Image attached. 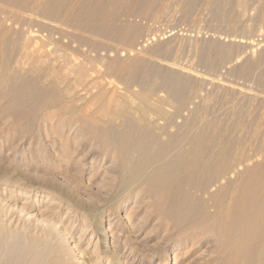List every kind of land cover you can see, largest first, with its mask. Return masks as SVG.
Listing matches in <instances>:
<instances>
[{
	"label": "rangeland",
	"instance_id": "1",
	"mask_svg": "<svg viewBox=\"0 0 264 264\" xmlns=\"http://www.w3.org/2000/svg\"><path fill=\"white\" fill-rule=\"evenodd\" d=\"M36 1L37 0H31L32 3L27 10L9 8L3 2H0V19L2 18L4 20L5 18L3 23L4 26L0 28V38L8 39V37L13 33V35L18 37L19 40L23 41L24 36H26L30 32H33L32 34L35 36L36 45L47 46L51 49V53L57 50V56H61V59L58 60L60 61L59 63L62 62L61 64H63V61H67L68 59H70L68 61H71L77 57V59H79L78 62L80 63L83 60L92 61L91 63L87 64V67H89L88 69H91V71L89 70L90 72L88 71V74H91L93 77H95V84L99 85L101 83L100 85H102L103 83L104 86L102 85V89L105 90L108 88L106 84L108 82H111L117 87L118 91L120 89L122 94L124 92L126 93V90H128L126 95L127 97L131 98L132 101H134L133 98L135 99V97L133 96L134 93L141 92L143 90V86L139 82L137 83L136 79L131 82L132 84L129 83L122 86L123 82L120 80V78L116 77L118 75L115 76L116 72L114 69L112 72V68L110 67V65L116 66L118 65L119 61L120 63H123L128 62L130 59H140L141 57V59L144 58L146 62L150 61L152 67H160V65H162V67L166 66L167 70L168 68H170L171 72H173L172 70H175L176 68H178L176 69L178 71L175 70L174 72H188L193 76L189 75V77L187 76L185 78L186 75L184 76L183 73L180 72L186 79L185 80L183 78L186 84L188 83L187 85L185 84V93L183 92L182 99L184 102L182 106L171 104V100H168L167 97L168 93L167 95H165L167 90L164 91L165 88L161 89L162 86H160V88L158 87L156 90L157 93L151 96V101L153 102V99L155 101L157 98L164 99L166 97V99H164L165 109L173 111L172 106H177L180 108V110L183 109L182 113H184L185 117H187V115L189 114L188 109L190 111L193 110V113L195 111L198 112V115H200L201 117L202 114H204L202 120H206V122L210 121L212 128L216 129L215 132L219 135L218 140L221 142L219 143V141L217 140L219 143H217V146L221 147L223 150L225 149V151L228 149L229 153H227V155L229 156H225L224 160L219 154L216 155L218 147L216 146V142L214 141L212 142V144L210 143L211 145L209 144L210 151L209 148L208 151L211 153L207 151V154H211L209 155L210 157H212L213 154L214 158H212L215 166L219 164V161L221 163V160H223L224 166L225 162L227 161H229L227 162L229 163V165L226 163L227 165L225 169H227V174L225 172V176H223L225 180H221L219 185L213 188L210 187L208 188V190L210 189L209 191L211 193H219L220 197L222 194L221 198H223L224 200L222 199L221 203L224 206H232V204L235 203L234 201L238 199L237 196L241 195L239 194V192L242 193V190L245 188L247 189L243 190V192L247 191V194L250 196H256L255 193L259 191L260 194L264 195V0H65L63 5H69V7L73 5L74 9L78 8V16L70 19L68 23H64L62 25H58L57 22H48L41 19L39 17L40 15L38 11L35 10ZM97 2L103 6L104 12L108 13L107 19L104 22V26L107 24L105 26L107 28V35L104 36L95 33H82V26H84L85 22L87 21L86 14L91 6H93ZM139 10L140 12H138ZM136 14H138L139 16ZM120 17H122L123 19H120ZM128 17H130L132 21L130 20V18L128 19ZM117 18L119 19L117 20ZM2 19L0 21H3ZM122 25H128L131 26V28L132 26L133 28L135 27L134 31L137 32V41L136 44H133L134 46H124L118 41L117 36H120L119 31ZM118 27L119 30H117ZM137 28L141 31H139ZM4 31H6L7 34H4ZM108 33L118 34L117 36L116 34L112 35V38L111 36H108ZM88 42L92 43L90 44ZM59 49L61 51H59ZM47 50L46 48L42 49V51ZM148 50L150 52V55ZM13 58L20 69L19 71H17V73L25 78L29 77L33 80H36V82L40 86L42 85L41 88L46 86L49 79L47 81L43 73L37 74L36 78L30 76L28 72L30 59L23 57L20 52L14 53ZM199 58L202 60V62L201 60H199ZM206 61H208L207 64ZM99 64L101 67L99 66ZM170 66L174 68H171ZM99 67L101 69H99ZM7 72L4 67H0L1 82L2 80H4ZM71 78L72 77L68 78V80L66 79V81L60 86L62 95L60 94L61 97H59L57 107L49 108L43 111L41 110V113L39 112V114L34 117V119H36L32 120L31 123L29 122V119L30 116L34 114L33 112H35L36 110L38 99H35L37 95L35 96V94H33L34 92H31L29 89V91L27 90L26 87H28V83L27 86L25 85L26 87L23 85L20 86L13 84L15 85V87L11 86V89H7V87H5L6 89L3 87L0 88V111L2 112H0V193H2L3 195L0 196V207L3 208L2 219L5 223H7V221L9 223L11 217V219L13 218L11 221L15 222L19 227L21 225H24L25 220H23V218L19 215L8 213V209L4 204V202L8 201L9 197L11 196L18 198L21 201L24 200L25 194L18 193L16 190H14V187L17 185H22L28 188V190L38 192V194L42 196L47 193L55 192L68 194L70 198H78V207L81 210L90 207V201L87 200L88 205L86 204L87 201H85L86 199H88L86 192L90 190L92 193L98 191V195L102 192L100 196L101 199H99V202L93 205L92 211L96 210L97 208L108 211L111 206V202L115 201L117 196H119V194L116 193L115 189H113L115 192H113L112 189L109 191L108 189H102V187H104V185L102 186V183L108 178V176L106 175V177L102 176L104 174V168L111 162L113 156L111 154V150L105 152L103 151L102 145L99 144L102 135L99 134L98 131L100 130L102 125L99 123L95 124L92 121V118L94 117V114L96 112L94 111L96 110V106H93V100L95 97L94 95L98 94L99 92L97 91H99L101 88L99 87L98 89V86L96 88V85L94 86L95 88L90 87L89 89L88 85L81 86L78 84L76 86L73 83V79L71 80ZM65 84H68L69 86ZM117 84H119L120 86ZM1 86L2 85H0V87ZM83 88L84 90H86V92L83 91ZM203 88L206 90H204ZM94 89H96V91ZM158 89H160L161 91ZM12 90L16 92L19 91L20 95H22L23 93L24 94L23 96L14 95V91ZM79 91L81 93H78ZM30 92L32 93V95ZM37 94H39L38 91ZM22 97L24 98L23 100H21ZM19 99L21 101H19ZM27 100L29 103H26ZM33 100L36 106L34 105ZM22 103H24L25 105ZM7 105L10 107H8ZM79 106L80 108H78ZM91 106H93V108L95 109H92ZM90 107L91 110L89 109ZM200 112L203 113L201 114ZM45 114L50 115V119H47V117L44 116ZM83 118L88 119L86 120ZM175 119L176 120L174 121H176L175 123L178 126L180 122H182V119L180 117ZM178 119H180V121ZM217 121L219 124L216 123ZM87 124H89V126ZM171 126L172 125L170 124L167 128L169 131L171 130L170 134L175 132L174 129H177V127L174 128L173 126ZM91 129H93V133L91 132ZM167 129L166 132H158L161 134L159 135L161 136V140H166V136L168 133ZM239 129L241 132L239 131ZM104 153H106L105 160L103 161V164L105 166L104 168L99 169L100 164H98V160L103 157ZM243 160L245 161V163ZM233 163L235 166L233 165ZM10 164L12 165V167L10 166ZM201 164L203 166L199 164L200 168L197 166L200 170L195 167V169L193 170H196L197 172H194L192 170L191 174L194 172L192 175L190 173L186 175L188 179L186 177L181 179V184L179 183V187L185 190V196H192L193 199H189L193 201H203V203L206 202L205 204L207 205L208 212L207 215L212 216V214L215 213V210L213 209V207H215L213 205L215 204L214 202H210L208 200V194L203 193L202 189L200 190L201 183L204 184L205 182H203L201 179H206L205 177L207 176L201 174H205L203 169L205 170V168L207 167V163L205 164L204 161ZM205 165L206 167H204ZM248 165L251 169L248 168ZM252 168H254V170ZM229 170L232 171L230 172ZM109 173L110 175H114V171H111V169ZM198 173H200L201 175H199ZM94 174L95 176L97 174V177L99 175V178H97V180L93 183L89 182V178L92 179L91 176H94ZM197 175H199V177ZM254 175L256 177H254ZM261 175L263 177H260ZM258 178L261 179L258 180ZM101 179L103 182L99 181ZM184 179L188 181L186 182ZM46 180L50 182H47ZM256 183H258V185ZM191 184L195 186H192ZM220 185H223L224 187H220ZM192 187L194 188V190H192ZM100 188L102 189L101 192ZM189 189L192 191H190ZM226 189L227 192L229 191L227 194ZM23 192L25 193V190H23ZM259 193L257 195L258 198L259 196L262 197V195H260ZM227 197L229 199H227ZM194 198L197 199L194 200ZM148 209L149 208H147L146 206H140L138 210H135L134 208L135 211H139L137 212V220L139 221L136 222H139L137 224L142 225L136 226L138 228L133 230V233L130 235V238H132L130 240L131 243H133V246L136 247L138 251L146 252L144 260L140 264H162V261L158 260V257L161 258V256H164L166 257V259H168L165 264H173V254L178 255V258L176 259L177 261L175 260V264H217L215 261L217 257L215 249L217 247V240L219 239L216 238H220L221 236L216 237L215 231H217L218 228H221L223 230V228L226 227L224 226V224H222L221 220H219L220 222L214 221L210 216L208 217L206 215L207 220L206 218L202 219L203 225L201 220V222L199 221L197 225V227L201 225L200 227L203 229L202 233H200L196 238L194 236V239L193 237H187L189 232H185L180 235L178 228H176L173 223L169 222L166 219L156 218L158 216L154 212H152V210L149 211ZM147 210L150 213L147 212ZM83 211L86 212V210ZM83 211L81 212L83 213ZM5 217L7 221H5ZM213 219H216L215 216ZM156 221H158V223ZM208 221L213 224L210 225V222ZM215 222H217L216 224H222L223 227L221 225H218V227H216L217 225L215 224ZM93 223L94 224H92V227L94 228V230L96 229L95 231H97V233L100 235L98 253L102 251L108 254L111 253L110 255L113 257L116 264H130V262L132 261V255H130V257H128L127 259L130 250L119 249L120 242L117 241L122 240L123 242V238L121 237V235L119 236V234L117 233L116 236H112L111 233H108L106 237L104 234H102V228L105 226L107 227L108 224H102L101 226H99V228L96 227V224L99 223V214L96 216ZM172 226L175 228H173ZM221 229L218 231H222ZM210 231H212L213 233ZM113 233L114 231L112 232V234ZM171 236L174 237L172 238ZM184 237L187 240H185V244L180 245L178 248L174 247L175 244H177V240ZM152 252H156L158 257L151 259L150 254ZM224 256L225 257L222 256V258H224V261L226 262L228 256H226L225 254ZM246 256L247 257L240 260L238 253L234 254L228 259L232 263L227 260V262L224 264H234V261L237 260L243 262L241 264H256V257H254V254L252 256L250 253ZM252 257H254L253 259L255 261L252 259ZM213 258L215 260H213ZM150 260L151 263H149ZM243 260L246 262H244ZM240 261L237 262L239 263ZM4 263L14 264L12 260H6L2 256V258L0 259V264ZM100 264H103V262H101Z\"/></svg>",
	"mask_w": 264,
	"mask_h": 264
},
{
	"label": "bare ground",
	"instance_id": "2",
	"mask_svg": "<svg viewBox=\"0 0 264 264\" xmlns=\"http://www.w3.org/2000/svg\"><path fill=\"white\" fill-rule=\"evenodd\" d=\"M64 1L65 0H37L35 10L38 11V13L40 15L39 17L41 19L48 21V22H57L58 25H62L64 23H68L70 21V19L78 16V13H77L78 8L74 9L73 5H71L70 7H69V5L65 6V5H63ZM0 2L1 3L3 2L9 8L18 9V10H27L30 7V4L32 3L31 0H0ZM122 2H124V1H122ZM216 7H217V5H216ZM141 8H142V6H141ZM160 8H161V6H160ZM79 10H81V9H79ZM79 12H81V11H79ZM138 12H140V10ZM142 12H143V10H142ZM86 15H87V21L85 22L84 26H82V31H83L82 33H85V34L86 33L87 34H94L95 33V34L103 35V36L107 35V28L105 27L107 24L104 26V24H105L104 22L107 19L108 13L104 12L103 6L100 3L97 2L96 4L91 6V8L89 9V11L87 12ZM136 15H138V14H136ZM121 18L122 17H120V19ZM129 18L130 17H128V19ZM118 19L119 18H117V20ZM4 20H5V18H4ZM4 20L0 21V23H1L0 28L2 26H4L3 25ZM130 20H131V18H130ZM131 21H130V23H131ZM122 22H123V20H122ZM132 28H133V26H132ZM132 28H131V26H128V25H126V26L122 25V27L120 28V31H119L120 33L117 31L120 34V36L119 35L117 36L118 33L117 34L115 33L118 41L120 43H122L124 46L125 45L126 46H132L134 43L136 44L137 32L134 31L135 27L133 29ZM115 29H117V28H115ZM62 30H64V29H62ZM117 30H119V27ZM139 31H141V30H139ZM5 33H6V31H4V34ZM32 33L30 32L26 36H24L23 41L19 40L18 37L13 35V33L8 37V39L0 38V67H4V69H6V72L8 71L6 73L4 80H2V82L0 80V85H2L0 88L7 87V89L8 88L11 89V86H14V87H15V85H20V86L26 85L27 86V83H28V87H30V88H28L26 86L25 87L27 88V90L29 89L31 92H34L33 94H35V96L37 95V97H35V99L36 98L38 99L36 110H35V112H33L34 114L32 116H30V119L26 118V119H29V122L31 123L32 120L36 119V118L34 119V117L37 116V114H39V112L41 110L43 111V110H46L49 108L57 107L58 100H59V97H61L60 94L62 92L60 86L66 81V79L68 80V78L72 77L71 80L73 79V83L76 86L78 84L81 86L82 85H84V86L88 85V89L90 87L95 88L94 87L95 85H96V88L98 86V89L100 87L101 89L99 91H97L99 93L98 94L94 93L96 95H94L95 97L93 100L94 101L93 106L94 105L96 106V110H94L96 112L94 114V117L92 118V121L95 124L99 123L102 125L100 130L98 131V133L102 135L100 138V143L99 142L98 143L100 145H102L103 151L108 152L109 150H111V154L113 156V159L110 162L111 164L109 163L107 166H105L103 164V161L105 160V157H106V153H104L103 157L98 160V164H100L99 169L104 168V166H105L104 174L102 176H104V177L108 176V178L104 182L102 181V179L99 181L103 182L102 186L104 185V187H102V189H105V190L108 189V191L111 189L112 190L115 189L116 193L119 194V196H117L115 201L111 202V206L108 209V211H104V209H101V208H99V209L97 208L96 210L92 211L93 205H95L97 202H99V199H101L100 196L102 194V192H101L102 189L101 188H100L101 190L99 189L101 192V193H99V195L97 193L98 191H95L92 193L91 190L89 189L90 191L86 192L88 199H86L85 201H87V200L90 201V204H89L90 207L83 209V210H86V212H84L83 210H81L78 207V200H77L78 198L75 199V198L71 197L72 198L71 199L70 196H68V194L60 193L58 190L57 191L59 193H56L54 191L55 193H47V194H44L42 196V195H39L38 192H35V191L33 192V190H28V188H26L22 185L15 186L14 190H16L18 193L25 194L24 200L22 199L23 201H21L18 198L11 196V197H9V200L7 199L8 201L4 202V204H5V207L8 209V213L19 215L25 221H24V225H21L19 227L15 222L11 221L13 218L11 219V217H10V221L8 223V221L5 217L6 220L5 219L4 220L7 221L8 224L5 223L2 219L3 208L0 207V259L3 256L6 260H10V261L12 260V262H14V264H100L101 262H103V264H114L115 260L110 255L111 254L110 252H109L110 254L104 253L103 251L98 253L99 244H100L99 243V241H100L99 236L100 235L97 233V231H95L96 229L94 230V228L92 227L93 226L92 224H94L93 221L95 220L96 216L99 214V223L96 224V227L99 228V226H101L102 224H105V225L108 224L107 227L105 226L102 228L103 230H101V233L104 234L106 237H107L108 233H111L112 236H116L117 233L119 234V236L121 235V237L123 238V242H122V240L117 241V242H120L119 249L130 250L129 255L127 256V259H128V257H130V255H132V259H131L132 261L130 262V264H140L144 260L146 252L138 251V249L133 246V243H131V240H130V239H132V238H130V235L133 233L132 231L137 229L138 227H136V226L139 225V224H137L139 222H136V221H139V220H137L138 219L137 218L138 217L137 212H139V211H135V210L136 209L138 210V208H140V206L141 207L146 206L147 208H149L148 209L149 211L152 210V212H154L158 216L156 218L166 219L169 222L173 223L175 225V227L178 228L180 235L182 233L189 232L187 237H189V238L193 237L194 238V236H195V238H196L199 236L200 233H202V230H203L200 227L201 225L199 226L200 228L197 227L198 222L200 220L202 221V219H205V218L207 220V217H206V215L208 213L207 212V205L205 204L206 202L203 203V201L200 202V201L191 200V199H193L192 196H190V197L185 196V194H184L185 190L183 188L179 187L180 186L179 183H180L182 178H185L186 175H188L189 173L191 174L192 170L195 169V167H197V166L199 167L200 165H202L201 163L205 161V164L207 163V167L205 165L204 167H206V168H205V170L203 169L205 174L204 173H201V174H203L205 176L207 175V176L205 177L206 179H203V178L201 179L203 182L204 181L205 182H204V184L201 183L200 190L202 189L203 193L208 194L207 195L208 200L210 202L211 201L214 202V204H215V205H213V206H215V207H213V209L215 210V213L212 214V216H213V218L215 216V218L217 220L213 219L212 216L209 215L211 217V219L214 221L221 220L222 224H224V226H226V227H224L225 230H224V228H223V230L221 228H218V230L221 229L222 231H218V230L215 231L216 237L217 236H221V237L216 238V239H219V240H217L218 242L216 241L217 247L215 246L217 257H216V260L214 259L215 257L213 258V260H215L217 264L218 263L224 264L227 262V260L230 258V256H233L234 254L238 253L239 259L241 260V259H244L245 257H247L246 256L247 254L251 253L252 256L254 254L255 255L254 257H256V259H255L256 264H264V195L260 194L259 193L260 191H259L255 194L257 196L259 193L260 195H262V197L259 196V198H258V196L256 197L255 195L253 196L252 194H251L252 196H250L247 194V191L243 192V190H246L247 188H245L243 190L240 188L242 190V193L239 192V194H241V195L237 196L238 199H236V201H234L235 203L232 204V206H224L221 203V200L223 199V198H221L222 194L220 197L219 193H216V192L211 193L209 191L210 189L208 190V188H210V187L213 188V187L219 185L221 180H225L223 176H225V172L227 174V169H225V167L227 164L229 165V163H227L229 161L225 162V166H224L223 160H221V163L218 160L219 162L218 161L217 162L219 164L217 163L218 165L215 166L214 161H213V158H214L213 154H212L213 158L209 156L211 154H207L210 143L212 144V142L214 141V142H216V146H217V143L219 141L218 140L219 135H218V133L215 132L216 129L212 128L210 121L206 122V120H204V121L202 120L203 119L202 117L204 115V114H202L203 112H200L202 114V117H201L200 115H198L199 114L198 112L195 111L196 113L194 112L195 113V115H194V113L192 112L193 110L190 111L188 109L190 115L188 114L187 117H185L184 113H182L183 109L180 110V108L177 107L178 105L182 106L183 102H184L182 100L183 99V92L185 90V84H186L184 79L187 76L189 77V75L190 76H193V75L189 74L188 72H184V73L181 71H179V73L174 72L178 68H176L175 70H172L173 72H171L170 68H168V70H170V71H168L166 69L167 68L166 66L162 67V65H160V64H159L160 67H158V66L152 67V64L150 63V61H148V62L151 65L148 62H146L144 60V58L141 59V57H140V59L134 58L133 60L130 59L131 61L129 60L128 62H123V63H120V61H119L118 65H116V66L110 65V67L112 68V72H113V69L116 72L115 76L118 75L116 77L120 78V80L123 82L122 86H124V84L126 85V84L131 83L134 79L137 80L136 81L137 83L139 82L143 86V90L141 92L134 93L133 96L135 97V99L132 97L134 100V101H132V99L127 97V95H126L128 90H126V93L124 92L125 93V95H124V93L122 94L120 89L118 91L117 87L115 85H113L111 82L107 81L108 83L106 85L108 86V88L105 90L102 89L103 83H102V85H100L101 83L99 85L95 84V77H93L91 74H88V71L89 70L91 71V69H88L89 67H87V64L91 63L92 61H90V60L87 61V60L82 59L83 61H81V63H80V62H78L79 59H77L78 58L77 57L71 61H68L70 59H68L67 61H63V64H61L62 62L59 63L60 61H58L59 59H61V56L60 55L57 56V54H56L57 50H55V51H53V53H51V49L48 48L47 46L36 45L35 36ZM113 33H114V31H113ZM113 33H111V34L108 33V36L112 37V35H115ZM48 38H50V37H48ZM88 43L91 44L92 42H88ZM91 46H93V45H91ZM124 46H122V47H124ZM199 46H198V48H199ZM154 47H152V48H154ZM204 47H205V45H204ZM43 48H46V50L48 48V50L42 51ZM169 49H168V51H169ZM59 51H61V50L59 49ZM129 51H130V49H129ZM225 51H227V50H225ZM18 52H20L23 57L30 59V66H29L28 72H29L31 77L36 78L37 74L43 73L44 77L47 79V81L49 79L46 86L41 88L42 85L40 86L36 82V80H33L32 78H29V77H26L27 78L26 79L25 77H23L19 73H17V71H19L20 69L17 66V63H15V61H14L13 54L18 53ZM148 52H149V50H148ZM149 55H150V52H149ZM167 56H168V54H167ZM71 57H73V56H71ZM100 57H101V55H100ZM145 57H146V55H145ZM205 57H203V58H205ZM149 58H151V57H149ZM153 58H154V56H153ZM200 58H199V60L202 59V58L201 59ZM63 60H64V58H63ZM202 60H201V62H202ZM206 60H208V59H206ZM9 61H10V64H9ZM153 61H155V60H153ZM207 62L208 61H206V64H207ZM108 64H109V62H108ZM154 64H155V62H154ZM203 64H204V62H203ZM97 65H98V63H97ZM156 65H158V64H156ZM99 66H100V64H99ZM100 67H99V69H101ZM170 67L174 68L172 66H170ZM183 70H185V69H183ZM176 71H178V70H176ZM180 72L183 73L184 76L186 75L185 78ZM112 74H114V73H112ZM97 80H98V78H97ZM195 81H196V78H195ZM13 84H15V85H13ZM119 84H117V85H119ZM65 85H68V84H65ZM160 86H162L161 89L165 88L164 91L167 90L165 95H167V93H168L167 97H168V100L169 99L171 100V104L177 105V106H172L173 111H170V110H167L164 108V106H165V100L164 99H166V97L165 98L163 97L164 99L157 98L155 101L153 99V102L151 101V96L153 94L157 93L156 90L158 87L160 88ZM12 89H14V88H12ZM192 89H194V88H192ZM192 89H191V91H192ZM20 90H22V89H20ZM94 90L96 91V89H94ZM158 90H160V89H158ZM204 90H206V89H204ZM12 91H14V90H12ZM23 91H26V90H23ZM37 91L39 94H37ZM83 91L86 92V90H84V88H83ZM13 93H14V95H20L19 91L18 92L14 91ZM78 93H81V92L79 91ZM23 94L20 96H23ZM162 94H164V93H162ZM31 95H32V93H31ZM70 97H72V96H70ZM20 99H19V101L23 100L24 98L22 97V99L21 100ZM209 99H210V97H209ZM83 100H85V99H83ZM135 100H136V102H135ZM31 101H32V99H31ZM192 101H193V99H192ZM33 102H34V100H33ZM67 102H65V103H67ZM26 103H29L28 100ZM7 104H10V103H7ZM22 104H24V103H22ZM26 105H28V104H26ZM34 105L36 106L35 102H34ZM69 105H71V104H69ZM86 105H88V104H86ZM93 106H91L92 109H95V108H93ZM190 106H191V103H190ZM8 107H10V106H8ZM84 107H86V106H84ZM91 107L89 108L90 110H91ZM217 107H218V105H217ZM14 108H15V106H14ZM78 108H80V106ZM203 110H205V109H203ZM6 112H8V111H6ZM209 112H211V111H209ZM44 116L47 117V119L50 117V115H48V114H45ZM77 116H79V115H77ZM52 117H53V115H52ZM178 117H180L182 119V122H180V124L177 126L175 123L176 121H174V120H176L175 118H178ZM83 119H86V118H83ZM178 120L180 121V119H178ZM211 120H213V119H211ZM212 123H214V122H212ZM216 123H218V121ZM89 124H87V125L89 126ZM170 124L174 128L177 127V129H174L175 132L171 133V134H170L171 130L169 131L167 129ZM21 127H22V125H21ZM210 128H211V130H210ZM166 129H167L168 133L166 136L167 138L164 141V140L160 139L161 136H159V135H161V134L158 132L159 131L160 132H166ZM169 129H172V128H169ZM213 129H214V131H213ZM25 130H27V129H25ZM91 130H92L91 132L93 133V129H91ZM239 131H240V129H239ZM243 131H245V130H243ZM46 133H47V131H46ZM243 134H242V136H243ZM246 134H247V132H246ZM236 136H237V134H236ZM244 138H246V137H244ZM219 143H221V142L219 141ZM213 144H215V143H213ZM231 144H229V145H231ZM238 144H240V143H238ZM186 146H187V148H186ZM209 151H210V148H209ZM214 151H215V148H214ZM226 151H225V149L223 150L221 147H218L216 155L219 154L221 156V158L224 159L225 156H229V155H227V153H229L228 152L229 150L227 149ZM209 153H211V152H209ZM235 155H236V153H235ZM237 158H238V156H237ZM216 160H215V162H216ZM234 163H233V165H234ZM244 163H245V161H244ZM241 165H242V163H241ZM10 166L12 167L11 164H10ZM259 166H261V165H259ZM199 168H198V170H200ZM227 168H228V166H227ZM248 168H250V166ZM110 169H111V171H114V173H113L114 175H110V173H109ZM112 169H114V170H112ZM242 169H244V168H242ZM252 169L254 170V168H252ZM105 170H106V172H105ZM193 171L195 172L196 170H193ZM97 172H99V171H97ZM97 172H94V173H97ZM252 172H254V171H252ZM198 174L201 175L200 173H198ZM238 174H240V173H238ZM247 174H249V173H247ZM262 174H263V172H262ZM199 175H197V176L199 177ZM73 176H74V174H73ZM263 176L261 175L260 177H263ZM91 177H92V179L89 178V182L93 183L97 180V178H99V175L97 177V174H96V176L94 174V176L92 175ZM254 177H256V176L254 175ZM100 178H103V177H100ZM186 178L188 179V177H186ZM259 179H261V178H258V180ZM252 181H250V182H252ZM47 182H50V181H47ZM186 184H188V183H186ZM256 184L258 185V183H256ZM192 186H195V185H192ZM221 186H223V185H220V187ZM233 186H235V185H233ZM259 186H260V183H259ZM94 188H95V186H94ZM23 190H25V193L23 192ZM192 190H194V188ZM192 190H190V191H192ZM113 192H115V191L113 190ZM194 192H196V191H194ZM228 192L226 189V194ZM95 193H97V194H95ZM196 194H199V193H196ZM1 195H2V193H0V196ZM115 196H114V199H115ZM197 197H198V195H197ZM189 198H191V199H189ZM196 199L194 198V200H196ZM227 199H229V198L227 197ZM87 203H88V201L86 202V204ZM211 206H212V204H211ZM134 208H135V210H134ZM148 210H147V212H149ZM81 211H83V213ZM211 219H209V220H211ZM158 221H156V222L158 223ZM162 222H163V220H162ZM208 222H210V221H208ZM17 223H18V221H17ZM205 223H207V222H205ZM216 223L217 222H215V224ZM212 224L213 223L210 222V225H212ZM222 224H220V223L216 224L217 225L216 227H218V225L222 226ZM141 225H139V226H141ZM202 225H203V221H202ZM207 226H208V224H207ZM175 227H173V228H175ZM207 230H208V227H207ZM113 231H114V233L112 234ZM210 232H212V231H210ZM210 235H213V234H210ZM133 236H134V234H133ZM214 238H215V236H214ZM111 239H113V238H111ZM105 240H106V238H105ZM185 240H186L185 237L177 240V244H175L174 247L178 248L180 245L185 244V242L187 241V240L186 241ZM214 243H215V241H214ZM190 244H191V242H190ZM113 253H114V251H113ZM212 253H215V252H212ZM224 254L226 256H228V259H226V262L224 261V258H222V256L225 257ZM150 256H151V259L158 257L156 252H152L150 254ZM249 257H251V256H249ZM254 257H252V259ZM177 258H178V255L173 254V259H172L174 261L173 264H175V262L177 261L176 260ZM235 258H236V255H235ZM158 260L162 261V264H165L168 259H166V257H164V256L163 257L161 256V258L158 257ZM240 260H237V261H240ZM237 261H234L235 263L234 262L233 263L234 264L243 263L241 261L238 263ZM246 261H244V262H246ZM149 263H151V260L149 261ZM230 263H232V262H230ZM157 264H160V263H157Z\"/></svg>",
	"mask_w": 264,
	"mask_h": 264
}]
</instances>
